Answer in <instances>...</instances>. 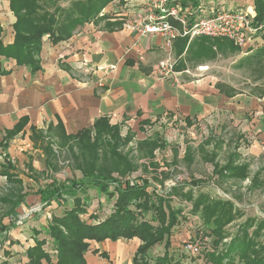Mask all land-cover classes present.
I'll use <instances>...</instances> for the list:
<instances>
[{"label": "crops", "instance_id": "crops-1", "mask_svg": "<svg viewBox=\"0 0 264 264\" xmlns=\"http://www.w3.org/2000/svg\"><path fill=\"white\" fill-rule=\"evenodd\" d=\"M11 1L0 0L5 45L13 44L15 36L16 17L11 11ZM144 2L113 0L97 17L84 20L68 39L54 42L45 35L37 71L18 65L13 59L0 61V226L2 223L8 228L0 256L5 264H30L28 250L35 247L37 241L46 243L43 249L48 258L42 264H58V252L48 233L53 218L59 216L54 215V211L70 205L65 212L71 211L76 198L81 199L89 189L61 201L45 202L44 198L48 197L47 191L52 185L85 179L79 167L83 163L77 160L80 145L94 141L118 145L113 142V133L120 139L128 134L137 137L155 121L169 117L183 120L185 127L191 130L201 125L211 129L237 127L250 142L263 144L264 149V98L252 92L229 95L209 77H189L191 73L183 70V56L187 51L183 53V39L175 41L173 46L176 77L157 76L155 66L168 56L163 37L142 35L129 27L136 18L134 13ZM70 4L62 2L60 5L69 8ZM183 5L207 11L213 7L242 9L254 19L257 15L255 0H184ZM255 45L263 46L260 36L244 49L247 50L245 56L252 54ZM147 140L135 145L145 148ZM209 141L217 142V152L223 150L222 142L208 138L205 145L211 144ZM131 142L119 145L133 151ZM205 145L199 148L200 152H206ZM150 146L146 147L150 149ZM240 147L236 146L235 150L241 155ZM61 151L69 156L65 163L59 160ZM154 158L155 153L149 158L151 163ZM237 164H248L250 171L249 161L240 159ZM61 166L67 169L61 170ZM72 171L79 172L81 179L69 178L68 173ZM256 177L258 181L261 179L260 174ZM253 178L250 174L244 181L252 185ZM24 216L27 219L19 225L18 218ZM108 218L95 220L90 225H99ZM241 221L232 223L226 231L233 225L238 231ZM236 232H228L230 236L223 242H231ZM210 239L214 238L207 234L206 242L213 244L214 240ZM89 244L85 255L87 264H134L135 258L141 263L138 251L143 243L138 238L107 239ZM162 244L165 250L158 256L164 258L171 245L167 248L165 242ZM154 248L147 258L155 253ZM208 248L214 252V248ZM156 263L151 260V264Z\"/></svg>", "mask_w": 264, "mask_h": 264}, {"label": "trees", "instance_id": "trees-1", "mask_svg": "<svg viewBox=\"0 0 264 264\" xmlns=\"http://www.w3.org/2000/svg\"><path fill=\"white\" fill-rule=\"evenodd\" d=\"M112 1L12 0L11 11L16 17L14 42L11 45L4 44L2 39L4 29L0 22V61L3 58H9L15 60L18 65L31 67L34 71L39 70L38 56L45 35L52 37L54 42L68 39L84 20L97 17ZM62 2H70V7H62L60 5ZM255 2L257 15L254 23L259 27L264 23V0H255ZM261 39L263 46L253 51L252 54L244 56L240 60V67L254 75L252 85L260 82L255 87L253 94L264 98V33L261 34ZM198 40L200 41L198 42ZM217 40L219 39L201 37L190 44L188 38H183V53L187 50V54L193 50L192 46H198L199 43L202 45L199 50L200 54L210 52L211 48L215 46L223 49L224 43ZM231 48L234 49L233 44ZM119 140L121 141L120 137ZM97 145H100L99 141L85 143L84 146L80 145L81 158H77V160L80 164L83 163L79 167L83 170L85 179L60 186L52 185L48 189V197L44 198V201H61L66 196L74 197L79 191H84L89 186L96 187L100 193L107 192L115 184L114 191L119 194L115 212L99 225L84 223L78 217L81 205L85 206L84 201L82 203L81 199L76 198L75 206L71 211L54 217L48 233L53 238L54 248L58 252V264H87L85 255L89 251V242L91 241L102 242L107 239L116 241L134 238L140 239L143 243L138 251V255L142 258L141 263L138 258H135L134 264H149L147 257L152 248L163 242L167 248L170 247L172 233L179 223L182 211L170 206L163 207V204L170 203L169 198H162L147 192L150 185L146 181L142 180V183L131 185L129 181L122 184L118 179L113 178V173L126 176L127 173L134 172L135 164L129 163L123 155L119 154L118 146L112 143L111 145L116 150L112 151L110 158H101V161L98 157L91 160L88 151ZM108 145L110 146V144ZM145 146H150V149L154 150L158 144L146 143ZM96 154L100 155L99 152ZM229 156L230 158L224 165L216 164L215 171L219 179L230 178L238 181L248 179L250 176L249 165L237 164L241 155L235 151ZM106 159L110 160H107L105 162L107 164L104 165L103 162ZM206 160L215 163L213 158ZM257 183L258 177L253 178L252 186H256ZM178 191L179 189H172L171 195H177ZM154 197H156L155 200ZM185 197L191 203L192 215L201 219L205 227V235L208 234L214 238V252H204V259L207 258L209 264H264V219L247 218L240 223L231 242L224 243L223 241L230 236L226 228L242 217V213L237 210L235 203L231 200L213 199L204 193L196 196L191 191ZM132 207L144 211L140 215L145 217L153 211L152 221H147L143 217L144 219L140 223L139 215L132 210ZM152 222L158 224L154 225ZM7 230L8 228L1 223L0 247L3 245L4 233ZM45 244V241H37L36 246L28 250L27 256L30 264H42V261L48 258V254L43 249ZM220 247H222L221 250H218ZM168 259L169 256L166 254L164 258L158 259L156 264H165Z\"/></svg>", "mask_w": 264, "mask_h": 264}, {"label": "rangeland", "instance_id": "rangeland-1", "mask_svg": "<svg viewBox=\"0 0 264 264\" xmlns=\"http://www.w3.org/2000/svg\"><path fill=\"white\" fill-rule=\"evenodd\" d=\"M217 41L224 43L223 49L215 46L211 48L210 52L207 51L204 54L199 53V50H201L200 47H202L200 43L198 46H192L191 48L193 50H190L183 56V70L186 69L189 71L191 75L188 76L192 78L197 79L199 76H204L213 79L220 89L228 94L255 93L254 89L260 82L252 85L254 75H251L247 69L240 67V60L245 56L247 50L238 48L228 39L220 38ZM191 42L189 41V43ZM232 44L234 49L231 48ZM253 48H255L253 49L254 51L261 47L255 45ZM238 126L240 125L238 124ZM148 127L146 132L141 133L137 137L130 134L125 135L123 137L124 139L121 138L123 142L119 140L118 134H112L113 142H117L118 144L131 142V139H133L131 142L133 143L131 144L133 151L124 150V146L117 145V152L123 155L129 163L135 164L136 169L134 171L135 173L132 172L133 174L129 172L126 176H120L118 173H113L112 177L118 178V181L122 184H126L129 181L131 185H134L142 183V180L146 181L150 185L148 187L149 191L147 190V192L159 195L162 198H169L170 203L163 204V207L167 208L170 206L171 208L182 211L179 217V223L172 233L174 243L172 242L171 247L168 249V254H171L172 257H169L168 261H165V264H209L207 258L202 260V258L191 257L184 249L185 243L192 240L200 241L205 248L209 246L214 248L212 243L209 244L206 242L205 238L207 235H205V227L201 219L192 215L191 203L186 199L185 195L191 191L196 196L204 193L213 199L224 201L232 200L237 210L242 213L243 219H240V221L242 220L241 222L245 221L244 219L248 217L263 219L264 153H261L264 150L263 144L258 146L253 141L250 142V138L247 135L241 133L237 127L233 126L229 129L227 127L223 129L219 127L217 129L214 126L215 128L211 129L206 125H201L191 130L185 127L183 120H174L173 118L167 117L155 121L154 124ZM159 127L162 129L159 130ZM153 128L156 129L154 130ZM208 138H214L218 143L222 142L223 150L217 152V142L215 141H209L211 144L205 145V141ZM146 139H148V142H145ZM142 140H145V143H156L158 146L154 150L146 146L140 149L138 145H142ZM137 143L138 145L136 146L135 144ZM203 145H205L206 151L204 153L199 151V148ZM236 146H241L240 152L242 157L240 159H245L251 164V177H256L257 174H260L261 179L256 186H252L248 180L219 179L216 174V164L220 163L224 165L230 158L229 154L236 151ZM253 147L257 149L253 150ZM114 149L116 150L111 145L100 144L92 150H89L88 154L91 160L97 159L98 157L101 160V158L104 159L105 157L110 158ZM96 152H99L100 155H97ZM80 153L77 152V158H81ZM154 153L155 160L154 163H151L149 158L154 156ZM210 158H213L215 163L206 160ZM68 159L67 152L64 153L61 151L59 160L65 163ZM107 160L110 159H106L103 162L104 165L107 164H105ZM63 169H67V167L61 166V170ZM76 173H73V171L72 173H68L69 178L74 177L80 180V173ZM115 188L116 186L114 184L109 189L110 191H107L108 193L102 192L97 194V188L89 186L88 194H84L80 200L82 203L85 201L86 206L81 205V210L78 213L79 219L84 223L89 222V224H92L95 223V220L102 221L110 217L119 199V194L114 191ZM172 189H179L178 194L171 195ZM153 199L155 200L156 197ZM69 207L71 205L67 208L55 209L54 215H63L66 209H70ZM132 210L139 215L138 219L140 223L144 218L147 221H152L151 219L154 217L153 211L145 217L144 215H140L144 213L141 209L132 207ZM153 224L157 225L158 223L155 222ZM236 231L237 227L235 225L227 229V232L230 233H235ZM163 246L164 244H159L154 248L155 253H151L152 255L149 258L152 261L154 260V263L158 259H162L158 255L165 250ZM221 248H218V250H221ZM4 260L2 256L0 264H5ZM151 260L149 261L150 264Z\"/></svg>", "mask_w": 264, "mask_h": 264}, {"label": "built area", "instance_id": "built-area-1", "mask_svg": "<svg viewBox=\"0 0 264 264\" xmlns=\"http://www.w3.org/2000/svg\"><path fill=\"white\" fill-rule=\"evenodd\" d=\"M144 1L141 8L134 13L136 18L129 27L142 35L154 34L163 37L168 56L154 69L160 78H174L177 75L173 46L178 39L188 38L191 42L201 37L223 38L232 41L238 48L245 49L264 33V23L259 27L255 26L253 16L242 9L213 7L207 11L201 7H184V0ZM25 219V216L18 218L17 223L21 225ZM184 249L189 256L202 260L203 253L209 251L198 240L186 242Z\"/></svg>", "mask_w": 264, "mask_h": 264}]
</instances>
